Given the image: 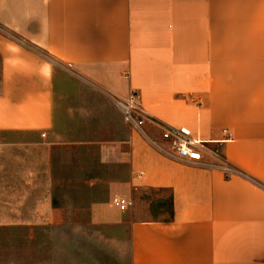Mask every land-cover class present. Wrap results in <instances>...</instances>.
<instances>
[{
  "label": "crops",
  "instance_id": "0c3cea01",
  "mask_svg": "<svg viewBox=\"0 0 264 264\" xmlns=\"http://www.w3.org/2000/svg\"><path fill=\"white\" fill-rule=\"evenodd\" d=\"M55 62L85 80L90 104L60 115ZM131 89L139 129L116 105ZM77 116H116L123 131L83 175L119 165L106 191L133 212L149 213L134 191L167 192L165 215L129 222V264H264V0H0V132L33 133L0 141V264L56 237L54 166L69 162L50 137ZM173 126L217 156L173 155ZM104 206L93 200L90 217L109 219Z\"/></svg>",
  "mask_w": 264,
  "mask_h": 264
},
{
  "label": "rangeland",
  "instance_id": "374dc122",
  "mask_svg": "<svg viewBox=\"0 0 264 264\" xmlns=\"http://www.w3.org/2000/svg\"><path fill=\"white\" fill-rule=\"evenodd\" d=\"M55 91L59 95V113L71 111L90 104L93 96L85 80L57 62L54 63ZM95 98V97H94ZM116 116L57 119L51 140L55 139L57 149L63 151V158L54 166V193L64 203L63 218L57 226L56 237L41 246L39 252L14 254L16 264H129L128 225L133 219L159 217L165 215L168 203L167 192L141 189L133 192L136 200H142L149 213L133 212L129 208L120 211L107 194L104 182L116 177L122 168L113 163L94 164L93 170L83 175L87 160L93 161L94 148L111 144L123 136L116 123ZM22 135L32 139L33 133L0 132V141L15 140ZM98 142L94 145L79 142ZM59 153H61L59 151ZM99 182L97 186L87 183L88 176ZM112 197V198H111ZM111 198V199H110ZM99 200L105 204L104 217L93 220L90 217V204ZM168 201V200H167Z\"/></svg>",
  "mask_w": 264,
  "mask_h": 264
},
{
  "label": "built area",
  "instance_id": "2783aa9c",
  "mask_svg": "<svg viewBox=\"0 0 264 264\" xmlns=\"http://www.w3.org/2000/svg\"><path fill=\"white\" fill-rule=\"evenodd\" d=\"M142 96L136 89H131L121 98L117 99V108L122 116L123 122L132 128L139 129L146 120L147 113L141 104ZM162 138L168 143L173 155L178 158L200 161L204 154L217 156V151L207 146L208 142L201 140L183 126H173L163 129ZM226 172L231 171L230 167L223 166ZM114 204L120 211H124L129 204V200L114 197Z\"/></svg>",
  "mask_w": 264,
  "mask_h": 264
}]
</instances>
